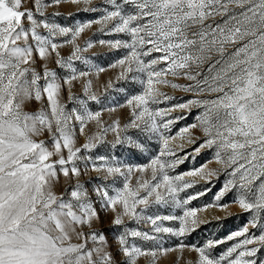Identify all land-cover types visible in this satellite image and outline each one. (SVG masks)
<instances>
[{
    "label": "snow or ice",
    "instance_id": "1",
    "mask_svg": "<svg viewBox=\"0 0 264 264\" xmlns=\"http://www.w3.org/2000/svg\"><path fill=\"white\" fill-rule=\"evenodd\" d=\"M92 2L31 0L32 7H26L28 0H0V264H137L141 256L151 257L150 264H155L159 255L176 251L181 254L179 264L186 248L197 253L194 264H257V253L264 247V0H102L91 6ZM61 3L83 4L80 11L101 15L71 25L45 17L47 8ZM94 24L105 35L123 34L127 39L89 38L81 46L78 38ZM96 44L126 51L100 66L82 54ZM66 45L71 51L64 57L60 49ZM40 61L42 70L37 68ZM50 62L67 74L58 75ZM112 68L120 69L115 81L110 78L100 85L103 92L97 94L90 77ZM180 79L190 83L175 82ZM121 81L140 89L128 92L117 86ZM76 82L82 84V95L73 92ZM161 87L191 92L194 98L153 107L174 99ZM62 90L73 107L62 102ZM109 90L127 93L125 100L113 104ZM31 101L41 104L38 111H25ZM90 103L98 108H90ZM125 107L130 111L123 124L120 119H102L104 112ZM193 107L203 109L197 122L170 135L171 126L185 119L171 114ZM92 123L96 131L86 134ZM193 129L203 133V140L192 152L177 155L184 144L174 148L170 142L180 139L195 145L200 137ZM45 133L50 144L39 139ZM78 133L85 136L80 146ZM109 133L112 140H107ZM152 141L160 147L148 163H133L150 151ZM101 146L108 151L93 156ZM202 150H214L213 159L169 174ZM213 162L221 167L208 168ZM222 171L230 179L212 204L188 206L211 189L180 196L201 180L211 183ZM90 172L100 174L97 180L102 181L92 188L96 201L80 182ZM61 175L69 186L57 194ZM108 180L112 183H104ZM117 180L122 187L116 186ZM257 180L260 183L253 187ZM233 188L238 189L233 203L252 213L249 225L258 227L260 235H248L245 225L203 246L185 244L181 238L211 222L199 213L209 208L227 211L229 205L220 201ZM95 203L111 211L114 227L123 226L116 238L120 261L108 251L106 235L93 229L100 219ZM165 207L179 209L180 214L161 215L159 209ZM152 209L156 211L150 214ZM125 217L152 227L131 229ZM164 221L175 223L165 226ZM161 233L176 237L177 247H163L157 235ZM129 237L154 241L155 246L145 249L129 243ZM227 240L236 243L214 257L211 249Z\"/></svg>",
    "mask_w": 264,
    "mask_h": 264
},
{
    "label": "rangeland",
    "instance_id": "2",
    "mask_svg": "<svg viewBox=\"0 0 264 264\" xmlns=\"http://www.w3.org/2000/svg\"><path fill=\"white\" fill-rule=\"evenodd\" d=\"M102 0H93L91 6H96V5H101ZM26 7H32L31 0H28V3L26 4ZM84 5H74L71 3H61L58 6L54 7H49L45 11V17L48 18L51 21L57 22L61 25H71L77 22H82L85 20L93 19L96 17H99L101 15L100 12H95V13H85L83 11H80L81 8H83ZM54 12H59L60 15H52ZM45 17H38V19H44ZM99 25H93L91 29L86 30L80 38H78L77 43H79L81 46L84 45L85 41L88 40L89 38L91 39H104V40H111L115 38H120V39H127L126 36L123 34H112V35H105L104 33L98 31ZM42 34H46L44 29H40ZM58 39H63L62 37ZM71 51V46L66 45L65 47L60 49L61 55L64 57H67L70 54ZM125 49H110L107 46H101L99 44L94 45L93 48L89 49L87 52L82 53L84 56L90 57L93 59L94 63H97L100 66H107L108 64L112 63L115 59L121 57L123 53L125 52ZM76 66L78 68H83V65L80 64L79 61L75 62ZM43 64L42 61L38 62L37 68L38 70L41 69V65ZM49 67L52 69H55V71L58 73V75H66L67 73L63 70L60 69L55 65L54 62L49 63ZM120 71L119 68H112L109 69L106 72L100 73L99 77H90L93 81V91H96L97 94H102L103 89L100 87V85L107 83V81L111 78L113 81H115V76L117 73ZM171 79V77H169ZM176 83L179 84H188L190 83L189 81L185 79H180L176 80ZM43 83V81H41ZM117 86H123L126 88L128 92H131L133 90L139 91L140 86L138 84L130 85L127 84L123 81L117 82ZM161 91L167 93L169 96L174 97V99L170 101H166L165 103H162L160 105H154L153 107H158V108H164L168 104H175V103H183L189 99L194 98L193 94L191 92H184L181 90H174L171 87H161ZM73 92H75L78 95H82V84L80 82L75 83V87L73 88ZM110 96L112 97V103H120L123 102L126 98L125 92H114L109 90ZM67 91L62 90L61 93V99L62 102L67 104L68 108L73 107L71 103L68 102L67 99ZM46 103V102H45ZM41 107V104L37 103L36 101H31L25 106V111L29 112H35L38 111ZM89 107L92 109L98 108L97 105L90 103ZM129 109L127 107L125 108H118L116 112H104L102 114V119L106 123H110L113 119H120L121 124H123L126 119L128 118L129 115ZM203 111L201 108L193 107L191 111H174L171 115L172 116H184L185 119L177 121L175 124L171 126V133L170 135H176L181 128L196 123V117ZM78 127V126H77ZM95 132L96 127L95 124H89V126L86 128L85 132L86 134L89 132ZM135 130H129V134H134ZM192 134L194 136L200 137V140L197 141L195 145H189L185 141L176 139L174 141H171L170 144L172 147H176L177 145L184 144V149L183 151H180L177 149V155L183 156L186 152H192L195 147L198 146V144L203 140V133L199 129H193ZM113 134L109 133L107 136V140H112ZM39 139H43L49 144L51 143L50 138L48 137L47 133H45L43 136L39 137ZM85 142V136L84 135H79L77 134L76 138V146H80ZM160 145L157 144L155 141L150 142V151L146 154H141L138 156L137 159L133 161V163L136 164H146L149 161V158L151 155L155 154L159 150ZM108 151V149L105 146L98 147L97 149H94L93 152L91 153L93 156L96 154H105ZM214 156V150H202L199 155L195 156V159H193L191 156L188 157L182 164H179L178 166L175 167L174 170H169L170 175H177L182 172H186L190 169L193 168H199L202 164H204L205 161L207 160H212ZM123 158V157H121ZM55 159V157H53ZM168 159H172V157H169ZM79 163V162H78ZM221 166L216 164L215 162L210 163L208 165V168L210 169H219ZM230 171V169L228 170ZM100 174H97L95 172H90L88 175H82L80 178V182L85 184V186L89 190V194L91 195L93 201H96V196L94 193H92V188L96 185L101 183L102 181L97 180V176ZM139 173L136 174L138 176ZM136 176H133L132 178V183L135 184L136 181ZM150 177V172L145 174V178ZM190 179V178H186ZM230 179L226 175L225 172H221L219 177H213L211 180V183H205L204 181H199L195 187L187 189L185 192L180 193L181 197H184L188 194H195L196 192L203 191L204 189H211L208 191L205 195L200 196L198 199L192 200L191 203L188 205L189 207H195V208H201L204 205L207 204H212L214 202V197L216 194L220 191V189L223 187L224 183ZM261 179H264L262 177ZM104 183L111 184L112 181L108 180ZM260 183L259 180L254 182L253 187L258 185ZM69 183L64 179V177L61 175L59 179V183L57 184L55 191L57 194H60L63 192L64 188L68 187ZM117 187H122V182L117 180L116 182ZM109 194H114L112 193L111 189H109ZM238 196V189L233 188L230 192H228L223 199L220 201V203L228 204L229 207L227 211H220L214 208H209L205 212L199 213V215L202 218H205L207 220H210V223L202 224L195 232L187 235L183 239L185 244L188 245H196V246H203L208 240H221L225 237H227L230 233H233L237 230L242 229L245 225H249V221L252 218V213L245 212L243 211L238 204L233 203V201L237 198ZM97 210L99 211L100 214V219L97 221H94L93 223V229L96 231L103 232L108 241V251H111L115 257L116 261H120L123 259L122 255L117 252L118 249V241H117V236L122 232L123 226L121 227H114L112 225V219H113V214L111 211H103L101 209V206L99 203H95L94 205ZM156 211L155 209L150 210L151 212ZM175 213V214H180L179 209H171V208H160L159 213L161 215H167L170 213ZM264 215V214H262ZM216 217H219L220 219H216ZM165 226H169L170 224H173L175 222H168L164 221L163 222ZM124 224L127 225L131 229H140L142 231H149L151 229V225L148 223H145L141 221L139 224H137L135 221L130 220L128 217L124 218ZM85 231H89L88 228L84 229ZM255 234L256 236L260 235V229L253 228L249 225V233L248 235H253ZM161 237L160 244L163 247H177L178 245V239L174 236H170L167 234H157ZM129 243H136L137 245L147 249L149 247L155 246L154 241H144L139 238H133L129 237ZM243 239V237H238L237 240ZM236 243V240H227L224 243H221L211 249L212 255L214 257H219L221 254H224L227 252V249L231 247L233 244ZM91 246V245H89ZM258 245H249L248 247H254ZM181 254L176 251V252H169L166 255H159L155 264H176L178 256ZM197 258V253L192 252L190 249H185L183 251V259L179 261V264H188V262H193ZM257 264H259V261L261 259H264V247H260V251L257 253ZM151 257H145L141 256L137 260V264H150Z\"/></svg>",
    "mask_w": 264,
    "mask_h": 264
}]
</instances>
